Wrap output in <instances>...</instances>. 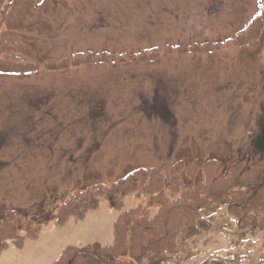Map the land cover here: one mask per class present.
<instances>
[{
    "label": "rangeland",
    "instance_id": "obj_1",
    "mask_svg": "<svg viewBox=\"0 0 264 264\" xmlns=\"http://www.w3.org/2000/svg\"><path fill=\"white\" fill-rule=\"evenodd\" d=\"M263 3L43 0L31 11L15 42L67 69L0 73V227L11 211L42 225L36 239L9 245L0 264H54L68 247L110 246L123 211L158 210L136 192L121 210L102 199L84 218L59 223L56 210L76 190L144 168L168 188L182 182L176 170L187 182L215 159L264 160V35L227 44ZM206 44L208 52H193ZM136 57L146 60L130 63ZM228 212L223 204L205 213L185 251L164 264H264V230L242 231Z\"/></svg>",
    "mask_w": 264,
    "mask_h": 264
},
{
    "label": "trees",
    "instance_id": "obj_2",
    "mask_svg": "<svg viewBox=\"0 0 264 264\" xmlns=\"http://www.w3.org/2000/svg\"><path fill=\"white\" fill-rule=\"evenodd\" d=\"M42 1L0 0L1 74L28 75L44 69H67L49 68L50 65L40 62L33 54H27L14 40V35L25 28L31 11ZM263 35L264 3L262 14L253 18L235 41L227 44L236 45L239 41V45L252 44ZM207 46L210 45H196L193 52H208L209 49H204ZM178 51L166 52L177 54ZM141 57L134 58V62L130 63L146 60ZM117 58L112 62H117ZM64 62L71 61L65 59ZM92 62L101 63L102 59L95 55ZM212 162V166L208 163L202 166V176L187 175V182L180 170L174 171L173 177L181 178L182 182L168 188L154 168H144L112 185L101 184L72 192L55 212L59 223L73 217L84 218L99 206L102 199L121 210L124 198L136 192L150 195L158 210L154 215L141 206L123 211L114 225L112 245L68 247L54 264H164L185 251L187 245L184 238L196 228L203 215L212 213L223 204L228 206V213L237 220L240 230L253 233L264 230V160L252 164L243 160L230 165L217 159ZM41 231V222L28 218L24 213L9 212L0 227V254L11 244L20 247L26 239H36Z\"/></svg>",
    "mask_w": 264,
    "mask_h": 264
}]
</instances>
